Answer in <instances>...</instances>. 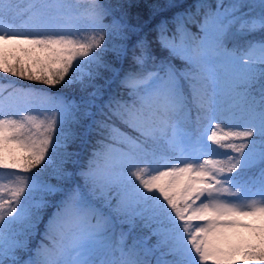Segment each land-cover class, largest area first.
<instances>
[{
  "label": "snow or ice",
  "instance_id": "obj_1",
  "mask_svg": "<svg viewBox=\"0 0 264 264\" xmlns=\"http://www.w3.org/2000/svg\"><path fill=\"white\" fill-rule=\"evenodd\" d=\"M0 74V264H264V0H0Z\"/></svg>",
  "mask_w": 264,
  "mask_h": 264
},
{
  "label": "trees",
  "instance_id": "obj_2",
  "mask_svg": "<svg viewBox=\"0 0 264 264\" xmlns=\"http://www.w3.org/2000/svg\"><path fill=\"white\" fill-rule=\"evenodd\" d=\"M132 2V0H99L100 4L106 5V6H111L114 10L116 9L117 5L119 4H123V3H129ZM139 2L141 3H152L154 2V0H139ZM180 2L184 3L185 5L187 4H191L194 3L195 0H180ZM137 11H141L142 15L144 16V18H146V10H137V9H131L130 10V20L131 22H135L136 21V12ZM115 14V13H114ZM110 18H106L105 22H109ZM155 23V21L153 22ZM193 31H196L195 28L192 29ZM162 55H167V53H162ZM176 63L179 65V61H176ZM0 76H3V74H0ZM11 79H16V78H11ZM21 84H29L30 82L23 80L20 81ZM89 149H91L89 147ZM73 151L79 152L81 157H83L82 152L81 151V147L79 144L73 145L72 149Z\"/></svg>",
  "mask_w": 264,
  "mask_h": 264
},
{
  "label": "rangeland",
  "instance_id": "obj_3",
  "mask_svg": "<svg viewBox=\"0 0 264 264\" xmlns=\"http://www.w3.org/2000/svg\"><path fill=\"white\" fill-rule=\"evenodd\" d=\"M82 151V150H81ZM89 152H91V149H88ZM82 155L84 156V153L82 152Z\"/></svg>",
  "mask_w": 264,
  "mask_h": 264
}]
</instances>
